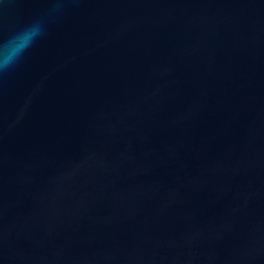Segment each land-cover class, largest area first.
<instances>
[{
	"label": "water",
	"instance_id": "obj_1",
	"mask_svg": "<svg viewBox=\"0 0 264 264\" xmlns=\"http://www.w3.org/2000/svg\"><path fill=\"white\" fill-rule=\"evenodd\" d=\"M66 4L0 76V264H264V0Z\"/></svg>",
	"mask_w": 264,
	"mask_h": 264
},
{
	"label": "clouds",
	"instance_id": "obj_2",
	"mask_svg": "<svg viewBox=\"0 0 264 264\" xmlns=\"http://www.w3.org/2000/svg\"><path fill=\"white\" fill-rule=\"evenodd\" d=\"M4 6V0H0ZM67 7L66 0H49L45 10L14 29L6 39H0V76L13 70L25 54L44 37L52 21Z\"/></svg>",
	"mask_w": 264,
	"mask_h": 264
}]
</instances>
